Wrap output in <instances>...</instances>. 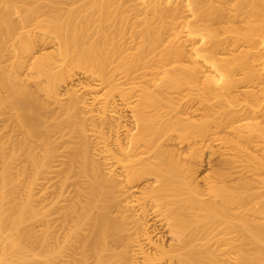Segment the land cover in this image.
Segmentation results:
<instances>
[{"label":"bare ground","instance_id":"obj_1","mask_svg":"<svg viewBox=\"0 0 264 264\" xmlns=\"http://www.w3.org/2000/svg\"><path fill=\"white\" fill-rule=\"evenodd\" d=\"M0 120V264H264V0H0Z\"/></svg>","mask_w":264,"mask_h":264},{"label":"rangeland","instance_id":"obj_2","mask_svg":"<svg viewBox=\"0 0 264 264\" xmlns=\"http://www.w3.org/2000/svg\"><path fill=\"white\" fill-rule=\"evenodd\" d=\"M13 17H14V18H18L16 15H14ZM46 48L48 49V51H49V50L51 51L54 47H53V44H49V46H47ZM46 48H45V51H47ZM77 73H79V71H77ZM78 75H79V76H78ZM78 75L76 76L77 78L75 77V79L72 80V82L70 81V82H68L66 85H62L63 87H61V91H60V92H61V93H65L66 89L68 90V88H70V87H71V89H73V88L76 89V88H78V87L80 86V84H85V83H89V82H90V83H92V82L94 83V80H93L92 78L88 77L86 74H82V75H81V73H79ZM86 77H87V78H86ZM91 79H92L93 81H91ZM84 80H85V81H84ZM69 83H70V84H69ZM76 83H77V84H76ZM71 89H70V90H71ZM97 93H98V94H101L102 92L100 91V92H97ZM86 97H90V96L86 95ZM65 98H66V96H65ZM65 98H64V100H65ZM53 107H56V106L54 105ZM0 122H1V123H0V126H1V127L5 125V122H3V121H1V120H0ZM3 123H4V124H3ZM6 123H7V122H6ZM50 123H53V120H51ZM13 125H15V124H13ZM1 127H0V142L3 141V143H4L5 138H3L2 135L6 136V133H5V132H6L7 129H6V130H5V129L1 130ZM52 129H54V128L52 127ZM4 133H5V134H4ZM2 138H3V139H2ZM1 143H2V142H1ZM1 143H0V147H1ZM71 146H73V144H71ZM24 156H25V155H24ZM24 156L22 155V158H23ZM61 158H62V157H61ZM23 161H24V164H25V163H26V161H25V157H24V160H23ZM23 161L15 160L13 163H11L12 165L15 163V164H14V167L11 166V168H12L13 170L10 168V170H11V171H10V174H12V175H10L9 178H11V176H12V179H10V182H11V183L9 182L8 185H9V184H10V185H9V186H8V185L5 186V187H6V191L9 190V189L11 190V191H7V192H9V194H10V192H11L10 195H12V192H13V191H14V193H15L14 195H16V193H17V188H19V187L22 186V182H23V180H22L21 177L18 176V171H16V169H17V167H18L17 170H19V168L21 169V167H19V166H22V165H23ZM17 162H19V164H18ZM16 163H17V165H16ZM21 164H22V165H21ZM3 165H4V164L1 162V163H0V170L2 169ZM15 166H16V169H14ZM27 166H30V164H27ZM16 172H17V173H16ZM207 172H211V170L209 169V170H207ZM16 175H17V176H16ZM15 176H16V177H15ZM18 177H19L20 180L18 179ZM15 178H16V179H15ZM27 179L29 180V178H27ZM28 180H27V181H28ZM41 181H42V180H41ZM12 182H13V183H12ZM17 182H18L19 184H18V185H15V184H17ZM14 183H15V184H14ZM23 185H24V184H23ZM37 185L39 186V184H37ZM15 187H17V188H15ZM39 187H40V186H39ZM39 187H37V190H36V191H38V190L40 189ZM38 188H39V189H38ZM7 192H6V193H7ZM48 205H49V207H50L51 204L49 203ZM48 205H47V206H48ZM49 207H46V208H49ZM45 210H46V209H45ZM93 211L95 212V211H97V209L94 208ZM48 213H49V212H48ZM55 214H56V213H55ZM55 214H54V215H55ZM57 216H58V215H57ZM40 217H41V216H40ZM40 217H39V218H40ZM29 221H30V219H29ZM35 222H36V221H35ZM35 222H34V223H35ZM31 223L33 224V222H30V224H31ZM28 224H29V223H27V225H28ZM32 224H31V226L29 225V226H30L29 228L32 227L31 230H33L34 227H35V230H34L33 236H35L36 233H38V232L40 233V231H42V230L44 231V230H45V226H44V225H40V227L38 226L39 228L36 229L37 226H35L34 224H33V226H32ZM27 225H26V226H27ZM27 227H28V226H27ZM39 229H41V230H39ZM60 230L62 231V229H60ZM60 230H58V231H60ZM8 233H9L8 231H6V233L4 232V234H8ZM45 233L47 234V232H44V234H45ZM40 234H41V235H40ZM40 234H39L40 236H43V235H42L43 232L40 233ZM44 236H47V235H44ZM47 238H48V236H47ZM7 257H8L9 259H8V261H7L5 264H8V263L11 261V259H12L9 255H8ZM38 261H39V264H44V263H43V258H38ZM24 263H25V261H21V260L15 262V264H24Z\"/></svg>","mask_w":264,"mask_h":264}]
</instances>
